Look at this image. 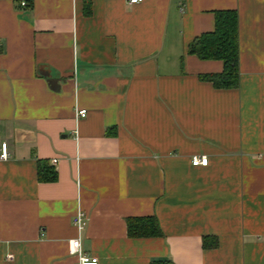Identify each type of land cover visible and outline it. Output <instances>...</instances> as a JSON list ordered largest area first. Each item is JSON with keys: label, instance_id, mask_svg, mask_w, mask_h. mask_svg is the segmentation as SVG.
<instances>
[{"label": "crops", "instance_id": "1", "mask_svg": "<svg viewBox=\"0 0 264 264\" xmlns=\"http://www.w3.org/2000/svg\"><path fill=\"white\" fill-rule=\"evenodd\" d=\"M222 9L233 88L187 53ZM3 142L0 264H77L78 236L100 264H264V0H0ZM146 217L161 234L129 235Z\"/></svg>", "mask_w": 264, "mask_h": 264}, {"label": "trees", "instance_id": "2", "mask_svg": "<svg viewBox=\"0 0 264 264\" xmlns=\"http://www.w3.org/2000/svg\"><path fill=\"white\" fill-rule=\"evenodd\" d=\"M16 3L24 1L29 6L32 0H13ZM187 53L200 59H218L223 63V70L217 73H204L199 77L212 83L214 87L233 88L238 85V33L237 13L233 9H222L214 12V27L196 36L187 47ZM42 161L38 162L37 175L39 180L53 181L56 172L53 168L43 170ZM128 233L131 236L160 235L155 217L133 218L127 222ZM206 244V243H205ZM216 242L213 243L215 245ZM152 264H172L169 261H153Z\"/></svg>", "mask_w": 264, "mask_h": 264}, {"label": "built area", "instance_id": "3", "mask_svg": "<svg viewBox=\"0 0 264 264\" xmlns=\"http://www.w3.org/2000/svg\"><path fill=\"white\" fill-rule=\"evenodd\" d=\"M141 0H129L130 3H136ZM87 113V109L80 108L76 109V116L77 117H84ZM0 158L7 157L8 153L6 151V143H1L0 148ZM208 158L206 155H192L191 163L192 165H206ZM88 217L86 213L83 211H78L74 216L73 223L77 227L78 231L80 232L85 225L87 224ZM69 247L71 253L75 254L77 257V264H100L98 257L88 254L83 251L80 237H75L69 241Z\"/></svg>", "mask_w": 264, "mask_h": 264}]
</instances>
